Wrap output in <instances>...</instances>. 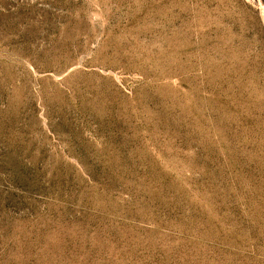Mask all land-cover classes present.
<instances>
[{
	"label": "rangeland",
	"instance_id": "rangeland-1",
	"mask_svg": "<svg viewBox=\"0 0 264 264\" xmlns=\"http://www.w3.org/2000/svg\"><path fill=\"white\" fill-rule=\"evenodd\" d=\"M0 264H264V0H0Z\"/></svg>",
	"mask_w": 264,
	"mask_h": 264
}]
</instances>
